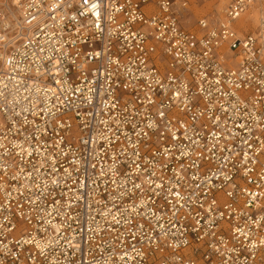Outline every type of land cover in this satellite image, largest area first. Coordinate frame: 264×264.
<instances>
[{
	"label": "built area",
	"instance_id": "built-area-1",
	"mask_svg": "<svg viewBox=\"0 0 264 264\" xmlns=\"http://www.w3.org/2000/svg\"><path fill=\"white\" fill-rule=\"evenodd\" d=\"M193 2L0 1V264H264V0Z\"/></svg>",
	"mask_w": 264,
	"mask_h": 264
},
{
	"label": "rangeland",
	"instance_id": "rangeland-1",
	"mask_svg": "<svg viewBox=\"0 0 264 264\" xmlns=\"http://www.w3.org/2000/svg\"><path fill=\"white\" fill-rule=\"evenodd\" d=\"M192 1H194L192 4L193 13L190 12L188 17L183 22L184 25L189 28H196L197 19L201 15H209L212 13L222 15L223 10L225 9V7L227 6L230 0H210L207 2H198L197 0H192ZM9 2L11 3V0H9ZM251 15H253V13H249V14L247 13L245 14V18H248ZM249 29L254 30L255 26H253L252 24V26H250ZM0 65H1V50H0Z\"/></svg>",
	"mask_w": 264,
	"mask_h": 264
},
{
	"label": "bare ground",
	"instance_id": "bare-ground-1",
	"mask_svg": "<svg viewBox=\"0 0 264 264\" xmlns=\"http://www.w3.org/2000/svg\"><path fill=\"white\" fill-rule=\"evenodd\" d=\"M0 1H2V0H0ZM249 13H252V10H250V11H248V14ZM252 16H254L255 18H253L252 20H249L248 21V19H250L251 18V16L250 17H248V18H245V16L243 17V19H241L240 20V24L241 25H243L244 27H247V23L246 22H252L253 23V26H255L257 23H258V21L256 20V13H253V15ZM247 20V21H246ZM252 26V25H251Z\"/></svg>",
	"mask_w": 264,
	"mask_h": 264
}]
</instances>
